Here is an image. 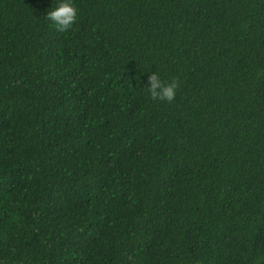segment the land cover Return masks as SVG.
<instances>
[{
  "label": "trees",
  "instance_id": "trees-1",
  "mask_svg": "<svg viewBox=\"0 0 264 264\" xmlns=\"http://www.w3.org/2000/svg\"><path fill=\"white\" fill-rule=\"evenodd\" d=\"M52 4L0 0V264H264V0Z\"/></svg>",
  "mask_w": 264,
  "mask_h": 264
},
{
  "label": "clouds",
  "instance_id": "clouds-1",
  "mask_svg": "<svg viewBox=\"0 0 264 264\" xmlns=\"http://www.w3.org/2000/svg\"><path fill=\"white\" fill-rule=\"evenodd\" d=\"M77 9L73 0H55V4L46 11V18L57 31L68 30L75 22ZM178 83L175 79L162 81L156 72L148 76L147 94L153 100L172 102L176 95Z\"/></svg>",
  "mask_w": 264,
  "mask_h": 264
}]
</instances>
